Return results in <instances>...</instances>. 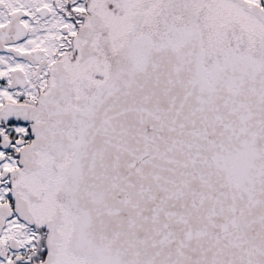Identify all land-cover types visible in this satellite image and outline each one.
Masks as SVG:
<instances>
[{"label": "snow or ice", "instance_id": "6c2138e0", "mask_svg": "<svg viewBox=\"0 0 264 264\" xmlns=\"http://www.w3.org/2000/svg\"><path fill=\"white\" fill-rule=\"evenodd\" d=\"M0 264H264V0H0Z\"/></svg>", "mask_w": 264, "mask_h": 264}]
</instances>
